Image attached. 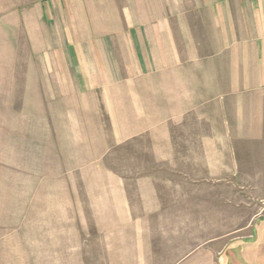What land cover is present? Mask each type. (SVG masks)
Returning a JSON list of instances; mask_svg holds the SVG:
<instances>
[{"label":"rangeland","instance_id":"374dc122","mask_svg":"<svg viewBox=\"0 0 264 264\" xmlns=\"http://www.w3.org/2000/svg\"><path fill=\"white\" fill-rule=\"evenodd\" d=\"M128 1L0 0V264H264V178L141 65Z\"/></svg>","mask_w":264,"mask_h":264},{"label":"crops","instance_id":"0c3cea01","mask_svg":"<svg viewBox=\"0 0 264 264\" xmlns=\"http://www.w3.org/2000/svg\"><path fill=\"white\" fill-rule=\"evenodd\" d=\"M128 2L129 14L121 19L141 65L167 75L163 90H177L178 98L188 91L211 99L209 114L218 108L225 115L221 130L231 176L264 178V0ZM119 199L121 216L131 220L127 198ZM150 241L140 240V256L150 257Z\"/></svg>","mask_w":264,"mask_h":264}]
</instances>
